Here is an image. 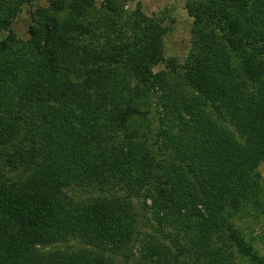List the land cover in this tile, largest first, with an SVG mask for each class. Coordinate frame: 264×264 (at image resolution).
<instances>
[{"label":"trees","instance_id":"trees-1","mask_svg":"<svg viewBox=\"0 0 264 264\" xmlns=\"http://www.w3.org/2000/svg\"><path fill=\"white\" fill-rule=\"evenodd\" d=\"M32 1L0 0V30L8 31L0 40V264H110L88 253L64 261L37 245L69 235L125 243L134 230L126 201L83 203L68 190L85 181L100 186L130 181L144 187L151 179L162 183L154 201L199 220L198 256L184 264H242L210 251L223 228L234 234L243 257L264 264L233 221L263 196L257 168L264 155V103L248 91L251 83L245 77L254 76L252 62L246 58L235 67L225 53L226 46L244 52L246 44L264 38V9L244 23L234 10L247 12V0H221L218 7L204 1L203 15H197L203 32L187 63L190 81L171 83L167 73L150 72L151 60L160 59L162 50L150 29L140 37L147 47L128 60H120L118 52L100 54L85 47L78 52L70 28L57 15L65 3L57 0H51L52 9L32 12L30 40L18 39L9 27L20 10L16 4ZM257 1L264 8V0ZM217 26L224 37L219 38ZM114 60L129 64L148 85L161 83L164 118L174 119L177 128L166 129V122L160 148L178 160L161 167V174L151 171L155 159L145 158L150 148L138 141L133 116L140 111L123 95L127 86L108 79ZM228 116L243 131L242 141L219 120ZM110 127L125 129V140L108 137ZM120 144L136 145V150L124 152ZM138 154L145 160H138ZM160 252H151L148 260L167 264Z\"/></svg>","mask_w":264,"mask_h":264},{"label":"rangeland","instance_id":"rangeland-1","mask_svg":"<svg viewBox=\"0 0 264 264\" xmlns=\"http://www.w3.org/2000/svg\"><path fill=\"white\" fill-rule=\"evenodd\" d=\"M57 1L65 3L57 15L60 23L70 28L68 36L78 52L82 51V47L100 54L107 51L110 54L118 52L120 60H128L138 51H144L146 42L140 37L144 31L150 29L155 40L161 41L162 49L161 58L153 57L151 60L150 72L167 73L171 83L190 81L187 78V71L191 68L187 63L189 58L194 57L197 41L203 32L202 25L198 24L197 15L204 1L211 6L214 3L215 6L212 7H218L221 3V0H77V4L74 0ZM247 1L249 4L247 12L234 10L236 18L244 23L256 18L264 9L259 6L257 0ZM16 5L20 10L11 19L9 27L14 30L18 39L27 42L31 37L29 30L33 23L32 12L39 7H51V0H33L32 3L24 4L17 2ZM215 29L219 38L221 35L224 37L218 26ZM7 34V29L0 30V40ZM246 46L244 52H237L226 46L225 53L227 52L235 67H241L246 58L252 62L255 68L254 76L251 74L245 77L247 83H251L247 86L248 91L264 103V38H258L251 46L247 44ZM109 63L113 66L108 79L111 82L115 81L114 85L118 83L122 87L127 86V91L123 95L132 107L140 111L133 117L135 123H138V141L146 142L145 147L150 148L149 151H145L147 153L145 158L155 159L151 171L156 174L162 171L161 167L164 165L170 167L173 163H178L173 153L162 151L160 148L163 138L161 129L165 127L166 122L170 124L166 129L175 131L177 128L176 122L172 123L174 119L171 121L170 117L164 118L167 115L161 105V83L148 85L129 64L117 63L115 60ZM172 70H175V73H171ZM207 109L215 115L216 110L212 105ZM215 116L218 117L217 114ZM219 120L238 139L241 141L244 139L243 131L229 116ZM109 129V135L112 133V136L108 137L114 140L122 136L125 140L126 135L123 132L125 129L119 132H115L116 129L113 127ZM119 147L128 153L136 150V145L129 147L120 144ZM117 152L120 151L116 150V154ZM136 156L140 161L145 160L143 154ZM183 169L187 170V167L184 166ZM257 171L263 191L261 203H249L234 216L233 221L239 235L254 245L263 257L264 263V155L259 158ZM8 174L16 176L13 172ZM189 178L193 181L191 173ZM161 184L152 179L144 187H137V184L130 181L106 183L102 186L85 181L70 187L69 194L83 203L94 202L100 198L106 200L118 198L126 201L134 226L133 232L128 241L122 244L86 235H69L51 244L37 247L41 248L42 252L58 255L64 261L75 253H88L92 256L102 255L110 264H157L150 262L148 255L159 250L160 259L167 264L191 262L199 253L196 243L201 233L199 220L195 215L184 217L182 214H176L172 207L154 201L153 197H159L158 190ZM219 231L210 242V251L225 253L242 264H259L242 256L234 241V234L228 228Z\"/></svg>","mask_w":264,"mask_h":264}]
</instances>
